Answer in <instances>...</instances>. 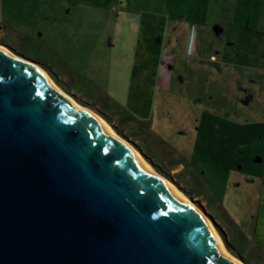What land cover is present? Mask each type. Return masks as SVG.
Returning <instances> with one entry per match:
<instances>
[{"label": "rangeland", "instance_id": "1", "mask_svg": "<svg viewBox=\"0 0 264 264\" xmlns=\"http://www.w3.org/2000/svg\"><path fill=\"white\" fill-rule=\"evenodd\" d=\"M209 2L0 0V45L118 128L223 242L220 229L235 242L244 263L264 264V36L243 42L236 28L219 32L226 5ZM200 22L205 34L192 25ZM224 51L254 66L210 61ZM191 170L212 197L188 196Z\"/></svg>", "mask_w": 264, "mask_h": 264}, {"label": "water", "instance_id": "2", "mask_svg": "<svg viewBox=\"0 0 264 264\" xmlns=\"http://www.w3.org/2000/svg\"><path fill=\"white\" fill-rule=\"evenodd\" d=\"M36 65L0 45V264H240Z\"/></svg>", "mask_w": 264, "mask_h": 264}, {"label": "crops", "instance_id": "3", "mask_svg": "<svg viewBox=\"0 0 264 264\" xmlns=\"http://www.w3.org/2000/svg\"><path fill=\"white\" fill-rule=\"evenodd\" d=\"M204 2H208L210 0H203ZM228 3H227V2ZM215 3L217 4H225L226 8H225V13L227 14V18L228 21H223V22H219L217 25V30L219 32H223L225 30H228L229 28L231 29H238V31L236 32L235 35H238L240 38H238V41H245V42H252V40L254 39L252 36L255 33H258L260 35L264 36V0H214ZM244 6V7H242ZM208 7H205V5L199 7L200 11V18L203 17V13H205L206 9ZM247 19L246 23L244 22V20ZM253 19L257 20V22L254 24L253 23ZM240 20V21H238ZM227 22V23H226ZM191 24V23H190ZM188 25V24H186ZM192 25L195 26V28L197 29L199 27L200 30H202V34L205 32H207V30L209 29V24L206 23H198V24H194L192 23ZM199 25V26H198ZM227 26H229V28H227ZM253 31H251V29ZM250 46V44L248 45ZM194 48V44H192V46L190 48H188L187 52L192 54L193 49ZM200 49L201 51H203L205 49V47H203L202 45H200ZM225 52V53H224ZM222 52L224 56V59H220V57L218 55H215L213 53H211L210 55V61L213 62V60L215 61L214 63L219 64L220 68L221 67H236L239 66L241 67H247V66H254V63L252 62H247L248 61V57H245V54L243 56H241L240 53H238L237 51H234V55L230 52H226L224 51ZM221 53V54H222ZM220 54V55H221ZM264 54V53H262ZM244 58L243 60H245L246 62H244L243 60H240L238 58ZM262 57V56H261ZM250 60V59H249ZM261 63L263 62L262 59ZM260 62V61H259ZM251 66V67H252ZM241 74L243 75V77L247 76V74H245V72L241 71ZM245 92L246 95H248L249 97H252V92L249 89L245 88ZM250 97V98H251ZM245 104H248L247 102H245ZM249 180V179H248ZM222 199V198H221Z\"/></svg>", "mask_w": 264, "mask_h": 264}, {"label": "bare ground", "instance_id": "4", "mask_svg": "<svg viewBox=\"0 0 264 264\" xmlns=\"http://www.w3.org/2000/svg\"><path fill=\"white\" fill-rule=\"evenodd\" d=\"M2 48L11 56L13 57H19L17 54H15L14 52H12L11 50H9L6 47ZM36 67H38L48 78V80L50 81V83L56 87L59 91H61L62 93H64L69 99L72 100V102L78 107L81 106L83 109L89 111L90 113H92L93 115H95L98 119H100L101 121H103L105 123V125L107 126L109 132H111L115 137L123 140L131 149H133L136 154L139 156V158L142 160V162L160 179H162L167 185H169V187H171L174 191H176L178 193V195L184 199L185 201H187L192 207L193 209L203 218V220L207 223V225L210 227L212 233L214 234L215 240L217 241L221 251L229 256L230 258H232L233 260H235L236 262H239L240 264H245L244 262H242L241 260H239L236 256H234L226 247V245L224 244L222 238L220 237L218 231L216 230V228L211 224V222L203 215L201 214L200 210L195 206L194 203H192L187 196L182 193L180 190H178L172 183H170L169 181H167L166 179H164L155 169L154 167L148 162V160L141 154V152L139 150H137L136 148H134L131 144H129L128 141H126L125 139H123L115 130L114 128L110 125V123L105 120L101 115H99L96 111H94L93 109L84 106L82 104H80L77 100H75L71 95H69L68 93H66L54 80L53 78L46 72V70L41 67L40 65H36Z\"/></svg>", "mask_w": 264, "mask_h": 264}, {"label": "trees", "instance_id": "5", "mask_svg": "<svg viewBox=\"0 0 264 264\" xmlns=\"http://www.w3.org/2000/svg\"><path fill=\"white\" fill-rule=\"evenodd\" d=\"M54 80L57 82V84H59L60 86H63L60 83V80L57 77H53ZM117 132H119L120 134H122V132L118 129L115 128ZM151 161V160H149ZM152 163V161H151ZM179 175H183V173L179 174ZM191 182L193 184V193L188 192V196H191V194L197 195V196H203V195H207L210 196V191L209 189L205 186V182L203 181V179L199 176V174L196 171H192L191 170ZM220 232L222 234V237L224 239V242L226 244V247L229 249V251L234 254L236 257L241 258L242 260L246 261L247 263H249L247 261V259L244 258L243 254L237 249L235 242L230 241L226 238L225 234L223 233V231L220 229Z\"/></svg>", "mask_w": 264, "mask_h": 264}, {"label": "flooded vegetation", "instance_id": "6", "mask_svg": "<svg viewBox=\"0 0 264 264\" xmlns=\"http://www.w3.org/2000/svg\"><path fill=\"white\" fill-rule=\"evenodd\" d=\"M260 159H262V158H260Z\"/></svg>", "mask_w": 264, "mask_h": 264}]
</instances>
